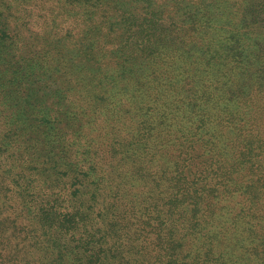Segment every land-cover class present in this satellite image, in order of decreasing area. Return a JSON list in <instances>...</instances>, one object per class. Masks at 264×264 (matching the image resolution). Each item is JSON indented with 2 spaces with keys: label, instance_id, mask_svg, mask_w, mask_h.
<instances>
[{
  "label": "rangeland",
  "instance_id": "374dc122",
  "mask_svg": "<svg viewBox=\"0 0 264 264\" xmlns=\"http://www.w3.org/2000/svg\"><path fill=\"white\" fill-rule=\"evenodd\" d=\"M6 1L4 8L0 0V28L19 44L6 53L0 46V76L8 64L28 69L26 63L39 52L51 74L66 82L67 95L80 96L91 84L104 103L121 102L134 117L126 120L130 116L116 110L109 119L102 101L85 100L91 115L80 119V167L87 171V165L98 164L91 182L100 176L104 184L128 180L136 190L130 196L148 200L142 178L168 160L117 155L109 139L136 142L148 135L142 120L152 107L159 110L151 120L158 135L168 131L161 115L173 113L182 126L198 132V140L194 169L185 168L182 156L170 160L179 168H162L168 175L156 197L173 212L159 213L157 219L164 222L160 236L146 245L132 232L127 244L120 243L122 251L112 246L113 228L92 214V236L81 224L72 235L74 225L66 224L68 234L55 232L40 254L34 245L19 247L18 242L9 250L8 233L22 228L14 227L18 222L13 223L10 201L0 187V237H6L1 248L15 260L25 256L30 264H197L199 256L201 264H264V0H14L18 8ZM59 84L53 95L41 93L47 97L37 103L46 108L61 100ZM181 104V114L169 109ZM30 109L36 111L33 104ZM18 114V108L0 107V166L5 122L17 120ZM101 115L103 125L108 120L125 125L107 124L108 135L87 146L81 132L85 125L93 129V119ZM61 118L62 126L72 125L66 115ZM211 134L217 135V147H210ZM38 142L45 150L44 139ZM85 146L90 150L85 152ZM133 161L144 171L133 169ZM85 178L80 174L78 188L80 201L88 202L96 187ZM26 220L21 217L19 224L31 225ZM206 234L214 236L211 242ZM133 244H142L143 250L125 254L126 245Z\"/></svg>",
  "mask_w": 264,
  "mask_h": 264
},
{
  "label": "trees",
  "instance_id": "16d2710c",
  "mask_svg": "<svg viewBox=\"0 0 264 264\" xmlns=\"http://www.w3.org/2000/svg\"><path fill=\"white\" fill-rule=\"evenodd\" d=\"M10 1L14 5V0ZM6 2V0H3L2 6L4 8ZM6 5L8 7L10 4ZM14 6L18 8L16 3ZM18 44L19 40L10 36L7 29L1 30L0 28V46H3L5 53L7 50L16 49ZM38 55H40L39 52L33 56L30 62L26 63L28 69L8 64V72L0 76V107L4 109L15 107L19 111L17 120L14 118L5 122L7 125L2 133V136L5 137L3 140H7V142L1 153V155H4L5 160L4 164L0 166V187L4 191L5 198L10 201L9 207H11V210L8 212H12L13 223L18 222V225L14 227L22 228L8 233L9 235L12 234V237H7V239H9L8 241L12 239L13 243L8 242V249L14 246V242H18L19 247L24 245L26 248H31L34 245L36 251L40 254L46 251L51 242L50 236L54 237L55 232L68 234L70 230L66 229V224H70L69 226L74 225L72 235L77 231L80 232L81 224L86 232H93L90 235L92 236L96 233L92 214L98 217L102 216L108 220V225L113 228L114 232L112 246L114 245L122 251L123 248L120 243L127 244L132 232L134 238L142 240L143 246L146 245L151 238L159 235L158 227L164 225L163 220L157 219L160 217L159 213L162 210L165 213L168 212L169 215L173 212L172 206L169 207L168 204L167 208L166 204L159 202L156 197V190L161 189L165 184V177L167 178L168 175L162 168L163 166L167 169L179 168L178 163L174 165L173 162L172 165L171 161L174 157L182 156L186 159L185 168L192 167L194 169L195 165L193 166L191 161L193 159L192 155L197 152L198 139L195 135L198 132L182 126L181 121L177 120L173 113H170L169 116L167 114L161 115L164 120L166 119L164 126L168 127L167 134L158 135V132L153 130L151 120L156 113L158 114L159 110L152 107L149 111L151 113L145 115L146 118L142 120L143 126L148 128V135L141 136L136 142L133 140L121 141L117 136L109 139L115 146L117 155L126 153L135 157L139 154L147 159L168 160L167 162H159V170L153 172L154 174L142 178V185L150 191L148 200L139 199L138 194L130 196V192L136 190L134 188L131 190L129 186L131 183L128 180L110 181L108 184H104L103 176H100L91 182L90 177L97 168L99 169V166L97 163L87 165V171L84 170L83 166V168L80 167V122H83L80 119L82 116H86L85 113L91 115L85 104L86 99L100 100L101 102L103 98L99 92H94L95 90H93L90 83L80 96L67 95L65 91L67 90L66 82L62 80L61 76H53L52 71L48 69L49 62L39 60L38 57L42 58V56ZM24 71H26L25 74ZM58 83H60L58 89L61 96L64 95L63 98L66 100L63 101L62 98L59 101H53L46 108L37 103L40 98L47 97L42 96L41 93H52L53 95L54 88ZM70 83L73 84V81ZM60 93L58 91L59 95ZM104 102L105 100L101 104L104 105L103 111H107L108 116L116 110L125 112L127 116L131 115V111L126 110L127 105L121 104V102ZM32 104L35 106L36 111L30 109ZM183 107L184 105L181 104L177 107H169V109L181 114L185 111ZM63 114L71 121V126H67V122L66 126H62L65 122L61 118ZM22 116H25L26 119ZM97 117V119H93V129L85 125L84 131L81 132L82 135L86 134L84 137H86L87 141L85 143L87 146L88 144L95 145L96 139L100 141V139L105 138L104 135H108L106 130L109 129L108 125L116 127L125 125L123 122H110L109 120L103 125L102 115ZM19 118L20 120H18ZM129 118L132 121L134 117H127L126 120ZM159 118L160 116L157 119ZM205 124L209 125L207 121ZM76 128L77 132L70 131V129ZM40 137L45 141V146L43 145L46 148L45 150L39 145L38 140ZM208 137L210 138V147H217L219 144L217 135L211 134ZM75 141L78 145L75 144ZM94 148L96 150V147ZM85 149V152L90 150L86 146ZM124 150L126 151L124 152ZM89 153L92 155L94 151ZM132 168L138 169L137 171L140 173L144 171V168L135 161L132 162ZM70 173L74 175L73 180L68 183L66 178ZM80 174L86 175L84 182L92 183L96 187L95 191H90L91 198L88 202L80 201V189L78 188L80 187ZM187 179L189 180V178ZM96 206L97 210H95ZM21 217H26V223L31 225L25 227L21 223L19 224ZM98 230L102 231L100 228ZM26 231L29 233L27 234ZM138 234L143 238H139ZM116 236L118 238L115 241ZM213 237L206 234V242L207 240L211 242ZM0 239V264L32 263L25 256L22 260H15V256L8 254V249L1 248V245L5 244L6 237H0ZM26 240L28 241L25 242ZM126 246L129 248L125 254L128 251L131 254H134L133 252L139 254L143 250L142 244ZM138 248L141 250L137 251ZM17 257H19V254H17ZM204 259L205 261L208 260L207 258ZM198 260L202 261V256H199ZM199 261L197 264L202 263ZM36 264H41V260Z\"/></svg>",
  "mask_w": 264,
  "mask_h": 264
}]
</instances>
